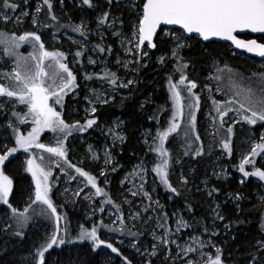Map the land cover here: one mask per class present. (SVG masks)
I'll return each instance as SVG.
<instances>
[{
  "label": "rangeland",
  "instance_id": "obj_1",
  "mask_svg": "<svg viewBox=\"0 0 264 264\" xmlns=\"http://www.w3.org/2000/svg\"><path fill=\"white\" fill-rule=\"evenodd\" d=\"M53 1L55 15L49 13L43 0H10L18 6L15 12L10 9L5 10L3 0H0V32L6 34L0 39L7 41L9 45L6 52L5 44L0 43V84L6 87L16 84L14 79L8 80L3 74L12 73L18 60L21 64L27 62L33 72L38 70L36 69L37 61L32 57L41 55L39 43L29 42L31 40L29 37L26 41H17L19 47H11L13 34L17 37L28 33L38 35L46 51L63 54L61 62L75 77L74 84L65 90L67 94L63 95L61 103L56 104L55 97H52L49 104L69 125L77 122L83 125L88 119H95L97 123L83 132L73 130L72 134L67 136L64 140L65 158L56 157L35 147L30 148L28 152L23 149L18 150L23 153L24 171L30 178L31 186L24 199L27 205L15 209L18 213L28 209L25 213L28 221L20 227L12 215V208L0 204V231L9 232V237L2 241L0 255L12 253L9 260L13 264H37V250L59 228V235L66 241L70 239L73 242L59 247L54 246L49 251L63 249L66 252L74 251L78 254L82 252V246L85 244L86 252L97 253L105 263H113L114 253L110 249L101 246L93 252L89 241H79L78 237L82 230L90 231L95 227L101 239L112 243L119 251L126 252L123 257L127 258L129 264H152L150 261L156 260L157 257L159 259L153 264H188L189 261H193L194 264H206L209 257L215 258L216 248L221 249L222 244H225L230 237V225L223 207L226 206L227 210H237L238 202L251 200L264 205V181L261 182L259 178L249 176L253 178L251 182L253 187H244L243 183L249 177H244L239 170L241 162L245 156H248L251 162L245 164V171L253 172L257 169L264 171V152L258 150L259 154L255 157L249 155L253 144L264 143L260 140L261 133H264V126H261L264 122L248 125L236 111H231L224 117V127L220 128L221 121L216 111L217 106L225 109L229 100H242V96H236L238 88L257 90L260 87V77L264 75V60H249L253 69L247 74L236 72L227 62L226 66H222L216 59L209 61L202 68L204 75L196 76V79L203 80V84L192 90L194 97L199 98L198 106L192 109L186 106L196 104L194 97L189 96L186 90L188 83L193 82L190 77H187L184 84H179L181 71H178L175 82L168 78L163 84L157 83L153 87L155 93L159 91L166 95L169 105L161 119L162 130H152L149 133L139 130L134 137V146L129 155L119 161V156L123 155L128 142L125 121L120 115H113L109 121H105L101 118L102 109L127 98L130 88L136 83L137 60L143 67L152 64L161 65L164 62L174 63L177 60L172 55L174 42L171 40L172 43L166 51L154 55L146 46L143 51L148 53L147 56L140 57L137 54L133 28L138 24V12L142 11V8L136 7L142 4L140 0H116L128 11L129 16L125 19H121L116 14H109L105 9L91 14L87 10V5L82 4V0H63V3L61 0H50L51 3ZM37 7L41 8L40 12L36 11ZM25 12L27 15H24ZM104 13H108V17L104 24H100L99 19ZM5 14L10 17L7 23L3 19ZM53 15L56 17L55 20L51 19ZM33 17L36 19L35 24ZM58 17L67 22V28L55 27L59 24ZM77 25L82 26L81 30L86 33L87 38L71 30V26ZM172 31L178 30L163 29L159 34L160 39L167 40L169 36L166 33ZM187 43L188 40L186 45ZM225 46L230 51V55L245 58L234 52L229 45ZM100 48H104L105 51L101 53ZM182 49L178 51V56ZM77 51L82 55L77 57L75 55ZM160 57H164L163 63L160 62ZM217 68L223 71L217 72ZM228 69H231V72ZM40 70L49 74L44 77L49 84H52V79L49 78L51 74H56V85L62 83L60 77H63V82H66L67 73H63L53 59H45ZM197 72L192 74L194 75L192 78L197 75ZM106 73L116 74L117 85L126 84L129 80L134 83L128 87L113 86L110 83L111 77H105ZM183 73L185 75V71ZM101 77L105 78L101 79ZM142 80L143 78L140 77L139 83ZM170 80L171 83L178 85L182 96L181 104L185 107L182 109L184 116L177 115L175 120L180 127L175 132L169 133L163 142V149L168 153V156L163 157L151 148L160 146L161 142L157 133L167 131L172 122L174 108L169 91ZM105 100L107 103H104ZM93 107L96 109L95 113L91 112ZM232 107L236 109L239 104H233ZM136 110L148 124L152 122L154 116L152 109L139 106ZM189 111L195 112V133L191 131L188 123ZM13 112L23 117L27 107L16 102L15 98L1 97L0 140L3 143L1 151H4V145L9 148L16 147L12 127H9L10 123L22 136H27L33 127L30 117L29 122L22 123L17 116L13 115ZM237 120L240 122L237 123ZM229 126H233L231 154L223 149L221 142L227 137L226 129ZM62 135V133L45 130L40 134L38 143L47 147H56L57 136ZM197 135L200 137L199 140L196 139ZM117 136L123 137V140L117 139ZM168 145L171 149L175 148V151H170L172 157ZM144 147H149L150 154H147ZM197 150H200L202 154L196 155ZM109 158L110 163L106 162ZM163 159L168 160V178H172L181 190L200 195L198 211L193 212L189 210V207L180 204L177 194L169 192L160 183L153 169ZM28 160L42 165L51 173L48 177L49 199L56 208V214L60 217L59 221L51 214L47 205L38 201L33 203L36 183L27 170ZM68 164L75 167L70 168ZM76 167L96 180L97 187L101 189L99 195L89 184L87 176H81L75 171ZM12 170L13 168L5 169L0 166V172L12 181L9 202L15 187ZM182 177L187 180V184L181 182ZM241 180L244 182L241 183ZM232 181L236 182L235 188H231L229 184ZM212 189L217 191L209 196L208 193ZM231 191H234L232 196ZM133 193L136 194L133 195ZM237 195L240 196L239 200L236 199ZM68 211L76 215L71 218V221ZM217 214L224 219H219ZM118 217L123 220V225ZM181 219L187 223L188 227L177 230V221ZM161 224L163 227L159 226ZM139 225H143L142 241L127 236ZM17 230L22 232V236L15 235ZM213 232L217 235H212ZM153 234L156 239L153 238ZM164 237L167 238V246L163 243ZM32 239L36 243L27 241ZM261 240L264 239L257 240L253 246L258 260L264 256L257 244ZM153 244L156 245L154 256L150 255ZM189 247L194 251L185 252L184 249ZM47 254L45 253V258ZM224 259L225 257L222 258ZM119 264H124V261ZM248 264H252V259Z\"/></svg>",
  "mask_w": 264,
  "mask_h": 264
},
{
  "label": "snow or ice",
  "instance_id": "obj_2",
  "mask_svg": "<svg viewBox=\"0 0 264 264\" xmlns=\"http://www.w3.org/2000/svg\"><path fill=\"white\" fill-rule=\"evenodd\" d=\"M63 3V0H61ZM43 3L47 5L49 13H51L53 5L50 0H43ZM108 3L111 4L112 0H108ZM83 5H87L89 8L93 7L92 0H82ZM17 4L10 2V0H3V8L5 10H12L13 12L17 9ZM138 8H142V11L138 12L137 19L138 24L133 28V39L136 41L135 48L138 50L137 54L140 57L147 56L148 53L143 51V48L154 49L156 44L154 42V37L157 35L158 29L162 25H175L178 26L179 30L182 31H172L166 33L169 38L174 42V47L172 49L173 58L177 59V71H181V79L179 84H184L187 77L184 75L182 69L187 67V64L181 62L182 58L178 57V51L186 46L187 40L198 39L202 41H212L213 38L222 40V41H231V43L238 49H244L249 53H254L260 57H264V44H258L256 40L244 41L237 39L234 33L243 32L248 30L252 33H264V0H142V4L136 5ZM37 12L41 11L40 7H37ZM27 15V12L24 13ZM108 17V13H104L103 17L99 19L100 24H104L105 20ZM4 22L7 23L10 17L7 14L3 17ZM51 19L55 20L56 17L53 15ZM17 22L19 18L17 17ZM33 22L35 24L36 19L33 17ZM82 26H71L73 32H78L80 36L86 37V33L81 30ZM6 34L0 32V37H4ZM31 37V41L39 43L40 53L39 57L33 56L32 59L36 60V69L37 71L33 72L30 65L25 62L21 64L18 60L16 63V68L12 73H4V78L8 80L14 79L16 81L15 85L3 86L0 85V97L15 98V101L21 105L27 107V112L23 117L19 113L13 112L14 116L22 122H29L28 118L30 117V122L33 124L31 131L27 136H22L18 134L15 127L9 124V127H12L16 147L9 148L7 145H4V152L0 154V166L5 165L6 161H9V158L16 153L18 150L23 149V151L28 152L30 148L43 149L45 152L51 153L52 155L60 158H65L66 150L64 149V140L67 136L72 134L73 130L76 131H86L88 128H91L94 124L97 123L95 119H88L86 122L81 125L79 122L76 124L69 125L65 123L63 119L60 118V113L54 110V107L49 104V100L52 97H55V103L60 104L63 95H66V89H69L70 86L74 84L75 77L73 73L68 69V67L61 62L63 56L59 52H49L44 48V44L40 42V36L28 33L25 35H20L19 37L14 34L11 37V47H19L17 41H26ZM0 43L5 44V51H8V42L0 39ZM131 43V41H129ZM111 51L110 49H108ZM99 51L103 53L104 48H100ZM131 51V49H129ZM77 57L81 56L82 53L77 51L75 53ZM45 59H53L56 61L58 68L63 72L67 73L66 82L63 77H60L62 83L56 85V74H51L49 77L52 79V84H49L45 81L44 77L49 75L44 71L40 70L41 66ZM92 61H90L91 63ZM119 63V61H117ZM160 62H164V57H160ZM139 63V60L136 61ZM223 71L222 69L217 68V72ZM231 72V69H228ZM110 76V83L113 86L118 87H128L134 83V81L129 80L127 83H120L117 85V78L115 73L105 74V77ZM105 77H101L104 79ZM219 79V77H216ZM197 87L195 82H189L186 90L189 93V96L194 97L192 92L193 89ZM169 91L171 93V100L173 103L174 113L172 117V122H170V127L167 131L157 133V136L161 142L160 146L151 148V150L156 151L161 154V156H168L167 151L163 149V142L169 133H173L180 127L178 123L175 122L177 115L184 116L182 109L185 105L181 104L182 96L181 91L178 90V85L171 83L169 81ZM236 96H242V100H229L227 101V107L221 109L219 106L216 107V111L219 114L221 121L220 128L224 127V117L228 115V112L236 111L238 116L246 122L248 125H256L258 122H264V75L260 77V87L257 90L252 88H238ZM196 104L186 105L189 109L195 108L198 106L199 98L194 97ZM104 103H107L105 100ZM216 104L215 101H213ZM239 104V107L233 109V104ZM15 106V104H14ZM96 109L93 107L91 109L92 113H95ZM188 123L191 128V131L195 133V124L196 116L194 111H189L188 114ZM240 122L239 120L236 121ZM261 126H264L262 123ZM49 130L53 133H62V136H57V146L56 147H47L44 144L38 143L40 134ZM227 137L224 138L222 142L223 149L231 154V137L233 135V126H229L226 129ZM117 139L123 140V137H116ZM196 139L199 140L200 137L197 135ZM260 140L264 142V133H261ZM264 152V143L253 144L251 153L249 154L252 157H255L259 152ZM201 151L197 150L196 155H201ZM108 154L106 153V156ZM43 160V157H41ZM110 163V158L106 161ZM248 156H245L244 160L240 164V171L243 173L244 177L255 176L258 177L260 181H264V171L255 170L253 172L245 171V164L250 163ZM65 163L67 161L65 160ZM28 171L31 173L33 181L36 183V192H35V202H41L44 205H47L48 209L51 210V214L56 216L57 221L60 220V217L56 214V208L53 206L51 200L49 199V186H48V177L51 175L49 171H46L42 165L35 164L33 160H28ZM68 167H75L71 164H68ZM168 160L163 159L160 164H158L153 171L156 176L159 178L160 183L165 186V188L174 194H179L178 190L173 187L168 178ZM75 171L81 176H87L89 184L96 189V193L99 195L101 189L97 187L96 180L88 175L86 172L82 171L79 167L75 168ZM103 174V173H102ZM42 178V179H41ZM181 182L187 184V180L183 177ZM244 181L241 180V183ZM12 191V181L0 172V204H5L11 207L9 202V195ZM217 191L212 189L209 191L208 195L212 196L213 192ZM136 193H133L135 195ZM79 195V193H77ZM147 195V193H145ZM236 199L239 200L240 196L237 195ZM111 203V201H108ZM191 210V208L189 209ZM28 209H25L24 212L18 213L15 208H12V215L16 218V223L23 227L27 221L28 217L25 213ZM215 211V209L213 210ZM217 217L221 220L224 219L223 216L217 214ZM118 219H120L118 217ZM121 224L123 225V220L120 219ZM163 227V225H159ZM181 227H188L182 219L177 221V230ZM227 227V225H225ZM264 227V225H262ZM112 231L113 229H109ZM123 234V230H120ZM167 231V229H165ZM207 231V229H205ZM130 235L135 236L136 233L129 232ZM16 236H22V232L17 230L15 231ZM212 235H217L213 232ZM153 238L156 239L155 234ZM79 241H89L92 245V251L96 252L97 249L103 248L110 249L112 253H115L117 256H120L124 261V264H129V261L126 257L121 256L120 251L113 246L112 243H108L105 240L101 239L97 234V229L93 227L90 231L82 230L79 237ZM163 243L167 246V238L164 237ZM73 241L65 240L64 237L59 235V228L56 232L43 244L40 249L37 250L38 261L37 264H46L45 253H47L54 246L59 247L65 243H72ZM174 242V241H173ZM195 242V238H194ZM259 246V251L264 252V240L257 242ZM153 251L150 255H156V245L153 244ZM185 252L194 251L192 248L184 249ZM188 264H194L193 261H189ZM206 264H222L221 260V249L216 248L215 258L209 257ZM252 264H264V256L260 257L259 260L257 256H253Z\"/></svg>",
  "mask_w": 264,
  "mask_h": 264
},
{
  "label": "trees",
  "instance_id": "obj_3",
  "mask_svg": "<svg viewBox=\"0 0 264 264\" xmlns=\"http://www.w3.org/2000/svg\"><path fill=\"white\" fill-rule=\"evenodd\" d=\"M54 3L55 2L53 1L51 14L55 15ZM92 3V8L87 6V10L91 14L105 9V11H108L109 14H116L121 19H125L129 16L127 9L122 8L116 0H112L111 4L108 3V0H92ZM140 3H142V0H140ZM57 21L59 24L55 27L67 28V22L64 19L58 17ZM162 30L163 29H161L160 33ZM257 41L264 43V36L258 37ZM171 43V39L168 38L167 40H161L160 35H158L155 40L156 47L152 52L153 55L166 51ZM178 57L182 58V63L187 64V67L183 68L182 71H185L186 77H190L193 82L198 84L196 88H198L200 84H203V80L200 78L196 79V76L200 77L204 75L202 68L209 61L211 62L212 59H216V61L222 66H226L227 62L229 63L231 69L243 74H247L248 71H252L253 69L252 65L249 63L250 59L230 55V51L225 45L217 43H208L207 45H203L198 39L188 40L186 47L181 50ZM135 66L136 83L130 88L127 98L116 101L110 106L102 109V115L106 116L105 118L100 115V117L105 119V121H109L113 115H120L125 121V132L128 137V142L125 150L123 151V155L119 156V161L129 155V152L134 146V137L137 135L139 130L148 133L152 130H162L160 124L163 114L169 106L168 99L166 95L159 91L156 94L153 87L157 83L163 84L168 78L175 82V77L178 73L177 60L172 64L164 62L161 65L152 64L143 67L140 63H137ZM196 72L197 75L192 78V76H194L192 74ZM140 77H142L143 80L139 83L138 80ZM139 106L153 110L154 116L151 123L148 124L145 121V118L141 116V114L137 113L136 109ZM2 146L3 143L0 140V154H3L4 152L1 151ZM148 148L149 147H144V150L147 154H150ZM170 151H175V148H170L169 153ZM22 154L23 153L21 151H17L9 158V161L5 162V165L1 166L5 169H8L9 167L13 168L11 174L15 182V187L10 199L11 208L22 207L25 204L27 205V202H24V199L28 195L29 186H31L30 178L26 176L24 171L25 165L23 163ZM170 154L172 157V153ZM170 162L172 166V161L170 160ZM117 165H119V163ZM234 176H236V174H234ZM252 179V177L247 178L243 183V186L248 188L253 187L251 184ZM169 181L171 182V185L178 190V202L191 208L193 212L198 211L200 204L198 196L200 195H195L192 191L189 192L181 190L180 186H177L170 177ZM229 184L231 185V188H235L236 186L235 181H232ZM107 195L110 197L109 194ZM230 195H234V191H231ZM223 209L227 214V222L230 225V237L227 239L225 244H222L221 260L225 257V259L222 260V264H248L255 255V249L253 247L255 242L257 240L264 239V227H262V225H264V205H261L254 200L240 201L238 202L237 210H227L226 206H224ZM68 216L71 221V218L76 215L74 212L71 213L68 211ZM142 228L143 225H139L135 231H132V233H136L137 235L132 236L128 233L127 236H131L136 238L138 241H142ZM7 237H9L8 231H0V248L2 247V241ZM24 240H26V238ZM27 241L30 243H36L33 239ZM86 246L87 245L84 244L81 249L82 252L78 254L74 251L66 252L63 249H53L47 252L48 254L45 258L46 264H119V262L123 261L120 256H117L114 253L112 256L115 261L113 263H105L100 259V257H98L97 253L91 254V252H86L84 249ZM120 253L121 256H123L126 252L120 251ZM11 255L12 253H4L3 256L0 255V264H13V262L9 260ZM157 259L159 258L157 257ZM156 260H151L150 263L153 264Z\"/></svg>",
  "mask_w": 264,
  "mask_h": 264
},
{
  "label": "water",
  "instance_id": "obj_4",
  "mask_svg": "<svg viewBox=\"0 0 264 264\" xmlns=\"http://www.w3.org/2000/svg\"><path fill=\"white\" fill-rule=\"evenodd\" d=\"M161 29H170V30L182 31V30H179L178 29V26H175V25H162L160 27V29H158L157 35L154 37V42H155L157 36L159 35ZM234 35H236L237 39H241V40H244V41L256 40V42L258 44H264V43H261V42L257 41V38L264 36V33H252V32H250L248 30H244L243 32L234 33ZM246 36L248 37L247 39L244 38ZM200 42L203 45H207L208 43H217V44H222V45H229L234 52H236V53L244 56L245 58H249V59H253V60H258V61H263L264 60V57H260V56L254 54V53H249V52H247L244 49H238V48H236L231 43V41H222V40H218V39L213 38L212 41H207L206 42V41L200 40ZM148 50H149V52H153L155 50V48L154 49L148 48ZM0 85H2V84H0Z\"/></svg>",
  "mask_w": 264,
  "mask_h": 264
},
{
  "label": "bare ground",
  "instance_id": "obj_5",
  "mask_svg": "<svg viewBox=\"0 0 264 264\" xmlns=\"http://www.w3.org/2000/svg\"><path fill=\"white\" fill-rule=\"evenodd\" d=\"M247 59H249V58H247ZM250 60H253V59H250ZM255 61V60H254Z\"/></svg>",
  "mask_w": 264,
  "mask_h": 264
},
{
  "label": "flooded vegetation",
  "instance_id": "obj_6",
  "mask_svg": "<svg viewBox=\"0 0 264 264\" xmlns=\"http://www.w3.org/2000/svg\"><path fill=\"white\" fill-rule=\"evenodd\" d=\"M248 38V37H247ZM246 37H245V39H247ZM50 101V100H49Z\"/></svg>",
  "mask_w": 264,
  "mask_h": 264
}]
</instances>
